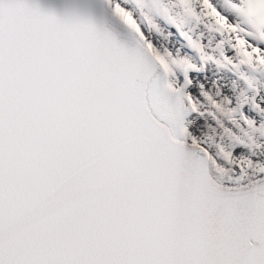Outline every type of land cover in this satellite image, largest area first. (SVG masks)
Returning <instances> with one entry per match:
<instances>
[{
    "label": "snow or ice",
    "instance_id": "obj_1",
    "mask_svg": "<svg viewBox=\"0 0 264 264\" xmlns=\"http://www.w3.org/2000/svg\"><path fill=\"white\" fill-rule=\"evenodd\" d=\"M0 264H264V0H0Z\"/></svg>",
    "mask_w": 264,
    "mask_h": 264
}]
</instances>
